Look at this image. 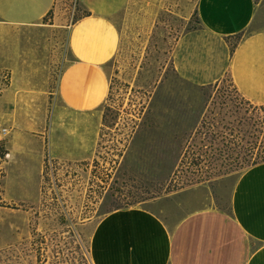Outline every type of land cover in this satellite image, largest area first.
Here are the masks:
<instances>
[{
    "label": "rangeland",
    "instance_id": "374dc122",
    "mask_svg": "<svg viewBox=\"0 0 264 264\" xmlns=\"http://www.w3.org/2000/svg\"><path fill=\"white\" fill-rule=\"evenodd\" d=\"M197 4L130 0L118 14L122 47L107 67L110 95L87 162L46 154L38 134L48 129L51 139L56 114L45 96L13 103L16 93L43 94L47 80L55 89L68 28L84 14L78 0H58L22 40V59L17 34H0V117L16 116L0 124L9 130L0 144V264H93V232L119 207L143 206L171 228L198 209H230L253 165L250 152L264 150V105L243 97L228 74L200 86L177 69L184 43L196 67L212 69L239 41L227 40L223 52L217 40H204Z\"/></svg>",
    "mask_w": 264,
    "mask_h": 264
},
{
    "label": "crops",
    "instance_id": "0c3cea01",
    "mask_svg": "<svg viewBox=\"0 0 264 264\" xmlns=\"http://www.w3.org/2000/svg\"><path fill=\"white\" fill-rule=\"evenodd\" d=\"M57 2L0 0V34H17L20 59L22 40L32 38ZM78 3L90 16L68 28V53L55 89L51 91L50 79L43 94L25 98L16 93L13 102L16 107L45 96L43 103L55 108L56 120L51 139L49 130L43 129L39 142L51 160L75 163L90 161L96 154L101 109L111 88L107 67L118 57L123 40L115 20L130 0ZM197 15L204 40H217L223 52L227 40L239 41L229 59L222 53L212 69L196 67L193 46L184 41L177 54L179 72L200 86L215 84L228 74L243 97L264 105V0H198ZM15 117L2 116L0 124ZM90 257L93 264H264V163L240 177L229 210L198 209L173 228L143 206L108 213L93 232Z\"/></svg>",
    "mask_w": 264,
    "mask_h": 264
},
{
    "label": "trees",
    "instance_id": "16d2710c",
    "mask_svg": "<svg viewBox=\"0 0 264 264\" xmlns=\"http://www.w3.org/2000/svg\"><path fill=\"white\" fill-rule=\"evenodd\" d=\"M50 14H52V13H50ZM50 14H49V15H50ZM88 16H90V12H88V11H84V14H83L82 16L78 17L75 21H78L79 19H81V18H83V17H88ZM2 142H3V141H2ZM2 142H0V144H1ZM250 155H251V158L254 159V162H253L252 167H253V166H256V165H258V164H262V163H264V150H263V151H260V152H258V153H256L255 150L252 149V151L250 152ZM120 209H124V208L119 207V208H116V209L113 210V211L120 210ZM111 212H112V211H111Z\"/></svg>",
    "mask_w": 264,
    "mask_h": 264
},
{
    "label": "built area",
    "instance_id": "2783aa9c",
    "mask_svg": "<svg viewBox=\"0 0 264 264\" xmlns=\"http://www.w3.org/2000/svg\"><path fill=\"white\" fill-rule=\"evenodd\" d=\"M9 135V130L6 128H0V142H2Z\"/></svg>",
    "mask_w": 264,
    "mask_h": 264
}]
</instances>
